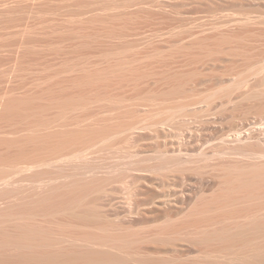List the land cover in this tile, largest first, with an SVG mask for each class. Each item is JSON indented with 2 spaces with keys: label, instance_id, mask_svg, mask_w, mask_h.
Segmentation results:
<instances>
[{
  "label": "bare ground",
  "instance_id": "1",
  "mask_svg": "<svg viewBox=\"0 0 264 264\" xmlns=\"http://www.w3.org/2000/svg\"><path fill=\"white\" fill-rule=\"evenodd\" d=\"M0 264H264V0H0Z\"/></svg>",
  "mask_w": 264,
  "mask_h": 264
}]
</instances>
